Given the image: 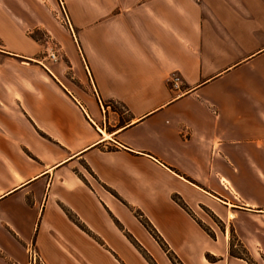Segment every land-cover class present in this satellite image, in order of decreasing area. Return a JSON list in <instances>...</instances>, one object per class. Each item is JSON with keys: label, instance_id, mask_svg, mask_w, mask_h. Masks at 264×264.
Masks as SVG:
<instances>
[{"label": "crops", "instance_id": "0c3cea01", "mask_svg": "<svg viewBox=\"0 0 264 264\" xmlns=\"http://www.w3.org/2000/svg\"><path fill=\"white\" fill-rule=\"evenodd\" d=\"M59 1L40 43L36 1L0 0V264H144L111 218L170 264L135 210L183 264H252L230 228L264 257V0Z\"/></svg>", "mask_w": 264, "mask_h": 264}, {"label": "rangeland", "instance_id": "374dc122", "mask_svg": "<svg viewBox=\"0 0 264 264\" xmlns=\"http://www.w3.org/2000/svg\"><path fill=\"white\" fill-rule=\"evenodd\" d=\"M36 3L40 7L41 15L44 12V21H45V27L39 30H33L30 33V36H32L34 39L38 40L40 43L49 42L52 40L53 37H65L67 33V29L69 28L68 22H66L64 11L61 7V2L59 0H35ZM23 5L25 8H30L31 6H34L35 4L30 1H24ZM58 48L56 46L51 45V51H56ZM132 219L135 220V222L141 227L145 235V240L149 239L152 244L155 246V250L152 251L153 254H155L158 258L159 255L164 254L165 259L172 264L169 257L167 256L166 252H164L163 247L159 244V242L156 240L154 234L152 233L150 227L145 223L148 222L150 226L156 231V233L160 236V238L163 240L161 235L157 232V230L153 227V225L149 222V220L145 217V215L140 210H135L133 214L130 215ZM204 221L207 223H204L203 221H200L202 224V227L208 232L210 236H213V232L211 231V228L208 224L212 225L216 229L223 230L222 225L215 220L209 213L205 212L202 214ZM112 226L117 229V231L121 234L122 238L126 242V247L120 250V253L122 256L125 255L126 252L133 253L134 256L137 258H140L144 264H156L152 256L149 254L148 251H146L145 247L142 246L139 241L126 229V227L118 220L111 218L110 219ZM128 218L124 219V222H127ZM128 225V224H126ZM246 226L251 227L252 224L245 221V224H242V231L244 233V237L251 238L253 240L254 244L261 243L263 240V235L259 234V232L255 231L254 234L250 233L251 230L247 229ZM219 231V230H218ZM226 238H228V251L231 250V252L237 256H241L246 261L254 264H263L262 259H264L261 251L260 245H256L258 247L252 248V252L255 255L256 261H253V259L250 257L247 249H245L244 245L238 238V235L234 233L233 229L226 230ZM90 237L93 238V240L99 244L100 247L107 246L104 242V240L99 235H90ZM144 239V238H143ZM258 241V242H257ZM166 247L169 251H171L176 258L180 261L181 264L182 261L178 258V256L170 249V247L167 245V243L163 240ZM109 250V251H108ZM260 255L258 256L257 253ZM107 252L117 264H122L120 262V257L118 254L115 253V255L111 254L114 253L113 250H110L107 248L105 251ZM119 253V251L117 250ZM117 255V256H116ZM120 255V254H119ZM41 260V259H40ZM258 262V263H257Z\"/></svg>", "mask_w": 264, "mask_h": 264}, {"label": "trees", "instance_id": "16d2710c", "mask_svg": "<svg viewBox=\"0 0 264 264\" xmlns=\"http://www.w3.org/2000/svg\"><path fill=\"white\" fill-rule=\"evenodd\" d=\"M174 201L180 205L182 208H184V204L180 201V199L178 197H174ZM145 223L150 227L152 233L154 234L156 240L159 242V244L163 247L164 249V252H166L167 256L169 257L170 261L172 262V264H181L180 261L176 258V256L168 250V248L166 247L165 243L163 242V240L160 238V236L156 233V231H154V229L150 226V224L148 222L145 221ZM228 254L232 257H235V258H239V259H243L245 260L244 258H242L241 256H237L235 254H233L231 252V250L228 251ZM209 261L213 260L214 258L210 257V256H207L206 257ZM246 261V260H245Z\"/></svg>", "mask_w": 264, "mask_h": 264}, {"label": "built area", "instance_id": "2783aa9c", "mask_svg": "<svg viewBox=\"0 0 264 264\" xmlns=\"http://www.w3.org/2000/svg\"><path fill=\"white\" fill-rule=\"evenodd\" d=\"M49 56L53 61H56L57 55L54 51H52ZM180 79L181 78L178 74H172L168 79V83L171 85V87L176 88L178 86V83L180 82ZM27 253L29 257L28 264H43L33 249H28Z\"/></svg>", "mask_w": 264, "mask_h": 264}, {"label": "bare ground", "instance_id": "6f19581e", "mask_svg": "<svg viewBox=\"0 0 264 264\" xmlns=\"http://www.w3.org/2000/svg\"><path fill=\"white\" fill-rule=\"evenodd\" d=\"M231 217V215H229Z\"/></svg>", "mask_w": 264, "mask_h": 264}]
</instances>
